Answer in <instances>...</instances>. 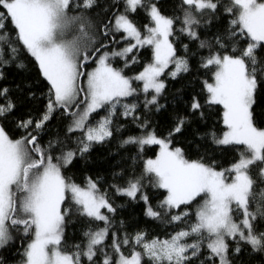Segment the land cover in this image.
Returning <instances> with one entry per match:
<instances>
[{
    "label": "snow or ice",
    "instance_id": "obj_1",
    "mask_svg": "<svg viewBox=\"0 0 264 264\" xmlns=\"http://www.w3.org/2000/svg\"><path fill=\"white\" fill-rule=\"evenodd\" d=\"M96 5L97 0H0V66L14 60L18 46L22 45L50 85L46 111L35 122L34 131L43 129L54 112L63 110L73 118L67 132L81 133L74 149L64 151L62 147L61 154L53 156V142L42 146L31 131L14 140L0 125V249L5 248L13 240V232H17L29 238L20 264H82V258H86L88 264H97L98 253L102 255L99 264H143L145 259L149 264H196L202 247L208 250V264H231L229 238H238L253 250L264 251V231L254 228L258 218L264 219V188L254 191L257 179L252 175L253 167L258 166L257 178L264 182V129L254 125L252 114L257 89L264 80V63L256 55L257 49L264 45V0H229L223 6L224 12L234 17L230 20V37L245 39L246 46L238 48L234 42L231 53L210 52L201 65L215 68L213 82H204L208 94L205 103L222 106L223 124L227 129L220 137L212 133L213 142L237 146L239 159L229 168L217 171L202 161L186 159L181 148L170 147V137L181 132L185 117L178 118L167 139L157 137L153 130L124 140L123 145L136 144L141 151L145 145H158L160 150L155 159L145 162L141 177L129 179L126 187L113 185L117 195L136 200L139 194L146 217L157 220L168 216L169 223L181 222L189 215L188 211L170 214L173 209L191 205L198 197H202V203L197 205L194 223L166 238L149 240L146 233L137 232L119 240L113 233L111 248L115 260L103 247L110 218L101 210L115 213L116 209L91 177L82 187L66 178L62 169L78 156L88 154L94 144L105 143L113 136L112 118L117 105H121V98L138 93L133 80L142 82L139 91L145 94V108L156 105L159 110L162 107L158 97L165 83L159 78L165 70L174 65L168 73L173 79L190 71L188 60L176 55L169 39L174 35V25L180 20L179 31L191 40H199L196 28L201 21L198 17L215 14L221 5L220 0H180L181 18L162 15L156 3L148 0H123L124 10L109 21L110 28L109 24L104 25L102 34L107 37L109 33H123L122 40L135 43L120 50L105 51L98 58L96 54L103 44L94 50H85L89 39V13ZM138 9L146 11L152 25H145L143 36L129 17ZM112 38L115 39V35ZM216 43L220 48L226 47L219 38ZM144 46H151L152 62L132 78L109 62L111 58L120 57L128 67L137 62L134 55L129 60V54ZM184 47L187 49V45ZM200 47L210 45L201 41ZM237 52L238 55L232 54ZM94 58L96 67L86 73L85 89L78 81L85 75V64ZM150 91L154 94L149 98ZM8 92L7 88H0V99L4 101L0 103V118L15 108ZM203 106L197 96L191 98L190 111L195 113ZM121 107L124 109L121 115L129 117L137 105L125 103ZM100 109L107 114L95 125L89 124V117ZM32 125L33 121L28 119L17 126L27 130ZM139 127L148 125L145 122ZM145 176L150 178L153 187L166 190V197L158 205L162 211L154 209L148 195L142 191L141 180ZM66 201L70 202L67 206ZM253 202L255 211L251 209ZM73 211L90 220L102 221L105 226L85 232L88 237L85 247L82 249L76 244L75 250L69 252L62 247L64 224ZM234 213L242 218L237 221ZM189 238H193L191 242ZM129 245L131 252L126 255L122 246ZM240 251L237 244L234 252L239 254ZM0 264H3L2 259ZM199 264L205 261L200 260Z\"/></svg>",
    "mask_w": 264,
    "mask_h": 264
},
{
    "label": "trees",
    "instance_id": "obj_2",
    "mask_svg": "<svg viewBox=\"0 0 264 264\" xmlns=\"http://www.w3.org/2000/svg\"><path fill=\"white\" fill-rule=\"evenodd\" d=\"M148 2L156 3L159 11L165 16L181 18L183 16L180 0H148ZM228 2L229 0H220L221 6L215 14L206 13L198 17L201 21L196 28L199 40H191L187 35L182 34L179 31L182 24L180 20H177L171 42L176 50V55L185 57L188 60L190 71L181 73L175 79L168 75L174 65H170L165 71L162 75L165 88L158 99V104L162 107H159V110H157L156 105L145 108V94L139 91L142 84L139 81H134L138 93L131 97L121 98V105L125 103L137 105L133 115L129 117L122 116L121 113L124 109L121 105H117L116 115L112 118L111 125L113 136L105 143L94 144L88 154L84 157L78 156L72 164L62 170V174L66 178H70L81 186H85L87 178L91 177L97 182L100 192L106 193L109 202L116 209L115 213H109V233L103 245L105 251L113 255L114 260L116 258L115 253L111 248L113 233L116 234L119 240H123L126 235L131 237L137 232L146 233L149 240L153 237L166 238L170 234L182 228H187L191 223H194L197 205L202 203V197H198L191 205H182L180 209H173L170 214L188 211L189 215L181 222L169 223L168 216H163L157 220L146 217L144 214L145 205L139 199V194L136 200L117 195L113 185L126 187L129 179L141 177L146 160L156 157L159 152L158 145H145L143 151H141L136 144L123 145L124 140L129 137L147 135L149 131L153 130L156 136L167 139L169 133L175 128L178 118L185 117L186 123L181 132L175 133L170 139L171 147L181 148L186 159L202 161L216 170H225L239 159L237 146L218 145L213 142L212 133L220 137L227 129L223 124L222 106H209L205 103L208 94L204 89V82L213 81L215 68L201 66L204 58L210 52L231 53L234 42L238 48L246 46L247 41L245 39L239 36L230 37L229 35L232 30L230 20L234 17L223 10V6L227 5ZM123 10V0H97V5L89 13V39L85 50L91 51L103 44L104 47L100 48L101 53L106 49L121 46L123 42L127 41L121 39L123 33H109L107 37L102 34L104 25L109 24V21ZM129 17L142 30L145 29V25H150L146 11L143 9H138L136 13H130ZM8 27L10 28L11 25H8ZM110 27L111 24H109ZM113 35H115V39L112 38ZM217 38L226 45L225 48H220L217 45ZM201 41H204L210 47L201 48ZM184 45H187V49ZM18 47L19 52L16 58L7 65L0 66V72L3 73V78L0 79V88L9 90L8 97L15 104V108L11 113L4 118H0V125L14 140L24 137L27 132L31 131L33 135L38 136V142L42 146L47 147L50 141L53 142L55 147L52 154L53 156H59L62 147L64 151L76 147V138L81 133L69 134L67 132L73 118L65 115L63 110L54 112L43 129L38 132L34 131L35 122L46 111L50 85L42 76L35 59L22 45ZM100 53L96 54L97 58ZM232 54L238 55L239 52ZM133 55L136 57L137 62L131 63L128 67L124 66L125 60L120 57L112 58V64L115 68L121 69L126 76H134L153 59L151 46L134 49L133 53L129 54L128 59L130 60ZM256 55L261 63H264V45L257 49ZM95 65V58L86 63L83 68L85 75ZM152 94L154 93L150 91L149 98ZM193 96H197L201 104L204 105L195 113L190 111L189 108ZM3 102L0 99V103ZM72 110L75 111L76 109L73 108ZM106 114L104 109H100L91 115L88 123L95 125L96 121ZM252 114L254 125L257 128L264 129V80L261 81L257 89ZM28 119L33 121V125L29 129L25 130L17 126L20 121ZM145 122L148 125L147 128L139 127ZM257 167L255 166L252 169V175L254 179H257L254 191L264 188V182L257 178ZM141 183L143 186L142 191L148 195L153 208L162 211L158 205L166 197V190L153 187L150 178L147 176L141 180ZM69 203V201H66L65 206ZM251 209L255 211V202L251 205ZM233 215L237 221L242 218L240 214L234 213ZM104 226L102 221L90 220L73 211L65 220L63 249L69 252L74 251V245L76 244H79L83 249L88 241V237L84 233L89 230L96 231ZM254 228L257 231H264V219L258 218L254 222ZM192 239L189 238V242ZM28 240L29 238H23L20 233L13 232V240L5 248L0 249V259H2L3 264L20 263L23 247ZM228 244V258L231 264H264V251H255L251 245L240 241L238 238H229ZM237 244L241 248L239 254L234 252ZM122 251L129 255L131 245L122 246ZM201 253L202 255L196 261V264H199L200 260H204L205 264H208L206 260L207 248L202 247ZM100 259H102V255L98 253L97 264H99ZM82 264H88L86 258H82ZM143 264H149L147 259L143 261Z\"/></svg>",
    "mask_w": 264,
    "mask_h": 264
},
{
    "label": "rangeland",
    "instance_id": "obj_3",
    "mask_svg": "<svg viewBox=\"0 0 264 264\" xmlns=\"http://www.w3.org/2000/svg\"><path fill=\"white\" fill-rule=\"evenodd\" d=\"M259 2V1H258ZM158 8V7H157ZM162 14V13H161ZM162 15H164V14H162ZM165 16V15H164ZM166 17H168V16H166ZM135 24V23H134ZM136 25V24H135ZM137 26V25H136ZM150 26H152L151 24H150ZM138 27V26H137ZM138 29L141 31V34H142V36L144 35V34H146V30L144 29V30H142V29H140L139 27H138ZM124 35V34H123ZM68 38H71V35L68 37ZM169 39H170V41H171V37H169ZM129 43H135V41L134 40H127V41H125V42H123L122 43V45L121 46H115V47H113L112 49H106V50H104V51H102L101 53H103V52H105V51H108V52H111V51H113V50H120V49H123L124 47H126V46H128V44ZM138 48H140V47H138ZM100 53V54H101ZM110 63H111V65L113 66V64H112V58L110 59V61H109ZM151 63V62H150ZM170 66V65H169ZM96 67V65L93 67V68H91V69H89L86 73H88V72H91L92 70H94V68ZM114 67V66H113ZM115 68V67H114ZM121 70V69H120ZM167 70V69H166ZM165 70V71H166ZM141 72V71H140ZM139 72V73H140ZM122 73L124 74V72L122 71ZM139 73H137V74H139ZM137 74H135V75H137ZM125 75V74H124ZM134 75V76H135ZM126 76V75H125ZM134 76H126V77H129V78H132V77H134ZM81 78V77H80ZM160 80H162L163 82H164V80L162 79V76L159 78ZM86 81H87V77H86V75H85V78L82 80V81H80V79H79V81H78V83L80 84V86L81 87H84L85 89H86ZM134 81L135 80H133V87H135V85H134ZM139 82H141V81H139ZM208 82V81H207ZM213 81H210L209 83H212ZM165 83V82H164ZM141 84H142V82H141ZM136 88V87H135ZM164 90V89H163ZM163 92V91H162ZM162 94V93H161ZM160 94V95H161ZM81 95H83V94H81ZM160 95H159V97H160ZM159 97H158V99H159ZM84 107V105H81V109ZM91 117V116H90ZM90 117H89V119H90ZM88 122H89V120H88ZM142 136H144V135H142ZM140 137V136H139ZM158 137V136H157ZM128 139V138H127ZM170 147H171V145H170ZM173 148V147H172ZM177 148V147H176ZM160 150V149H159ZM158 154H159V152H158ZM158 156V155H157ZM156 156V157H157ZM156 157H154V158H149V159H155ZM147 161V160H146ZM55 162V161H54ZM63 170V169H62ZM217 171H220V170H217ZM83 187V186H82ZM102 211V213H105V214H107L108 216H109V213L107 212V210L106 209H102L101 210ZM227 242H228V240H227ZM18 264H20V263H18Z\"/></svg>",
    "mask_w": 264,
    "mask_h": 264
},
{
    "label": "water",
    "instance_id": "obj_4",
    "mask_svg": "<svg viewBox=\"0 0 264 264\" xmlns=\"http://www.w3.org/2000/svg\"><path fill=\"white\" fill-rule=\"evenodd\" d=\"M83 77H84V76H81V78H80V81H82V80H83Z\"/></svg>",
    "mask_w": 264,
    "mask_h": 264
}]
</instances>
